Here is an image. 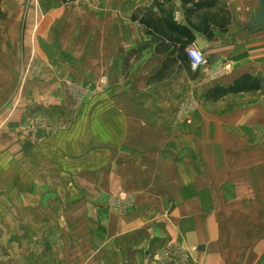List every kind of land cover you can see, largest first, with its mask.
Wrapping results in <instances>:
<instances>
[{"label": "rangeland", "instance_id": "1", "mask_svg": "<svg viewBox=\"0 0 264 264\" xmlns=\"http://www.w3.org/2000/svg\"><path fill=\"white\" fill-rule=\"evenodd\" d=\"M222 6L233 63L213 82L242 75L230 88L202 86L208 68L187 84L180 63L151 75L145 48L96 49L86 0H0V197L30 193L19 210L0 199V264L264 262V68L242 66L251 20L227 48ZM23 221L29 240L7 237ZM206 226L222 251L196 243Z\"/></svg>", "mask_w": 264, "mask_h": 264}, {"label": "crops", "instance_id": "2", "mask_svg": "<svg viewBox=\"0 0 264 264\" xmlns=\"http://www.w3.org/2000/svg\"><path fill=\"white\" fill-rule=\"evenodd\" d=\"M87 1V13L90 21V26L92 27L93 39L97 40L96 49H100L101 47L106 50V43L109 39V43L111 42L114 46H111V50H125L133 51L138 49L145 48L146 51L151 52V60L150 66L152 68L151 75L157 74H166L169 73L165 68H170L172 66H180L183 68V74L187 75V84H190L191 73H194L190 68V62L188 58L184 60H176L174 62L166 60L162 52H172L174 50H185V57H187V50L190 47H196L207 55L208 58V71L204 73V79L202 80V86L205 85L208 88H217V87H231L236 83L240 77L242 76H234L227 78L226 82L222 80L214 81L215 76L219 74L220 68H222L223 64L233 63V59L231 53L228 52L227 55L223 52L221 53L222 44L218 47V43L223 42V33L220 31L223 26L221 24H217V15L219 13V9H222V5L226 3L227 9L230 14V18L234 19L231 25L228 23L224 28H226V39L228 38L227 48L231 45L230 35L237 32H244L247 30L249 20H253L259 12L260 0H86ZM206 1L214 2L215 4L211 8H207L204 3ZM203 5V6H202ZM202 6V7H201ZM242 11L239 16V12ZM211 13V17L208 15ZM215 16V17H214ZM223 16L219 17V20L222 19ZM228 19L229 16H227ZM149 24H146V22ZM239 29V30H236ZM183 32L185 35H180ZM219 33L220 37L217 42L216 37H210L209 34ZM108 36H110L108 38ZM102 38V39H101ZM102 40V41H101ZM249 44L245 45L246 54L242 56L245 60H241L245 63L242 66L248 68L249 74H257L260 70L264 68V30L257 31L253 33L252 39L249 40ZM116 43V44H115ZM95 48V41H94ZM226 48V49H227ZM251 48V49H249ZM250 50L256 52V54H251ZM101 51V49H100ZM102 52H105L102 50ZM170 54V53H168ZM246 57V58H245ZM107 56L103 53V59H106ZM241 62V63H242ZM231 65V64H230ZM202 71V72H203ZM200 72V71H199ZM198 73V72H197ZM216 75H214V74ZM243 75L247 72H242ZM247 73V74H248ZM212 75L211 81H209ZM207 76V77H206ZM204 95L207 94V91H204ZM2 190H0L1 192ZM4 198L0 197L2 200H6L8 202L6 206H2L8 211L19 210V201L20 199L25 202L29 201L30 193L29 190L27 193L21 197L17 198V195L14 193L4 194L1 193ZM16 199V200H15ZM27 199V200H26ZM2 204H4L2 202ZM6 204V203H5ZM27 207L28 204H27ZM204 222V221H203ZM191 224V222H188ZM5 232H7V237L17 236L18 238L26 237L29 240L32 231L30 229V222L23 221L20 225L15 226V229H12L11 225L7 224ZM42 226H45L44 224ZM38 236L40 234L41 224H38ZM207 226L200 230H190L194 233L196 240L201 247H203L202 251H205L207 247H211V251H218L221 248V245L218 243H211L209 239H207V235L205 234ZM200 237H199V235ZM202 234V235H201ZM203 238L205 239H202ZM16 238V237H15ZM124 241L129 240L127 234L123 237ZM202 240H201V239ZM12 242L14 241L12 238L10 239ZM135 242L128 241L131 244L129 249H132L130 252H140V250L144 245L148 244V241H142L137 238L134 240ZM209 241V242H208ZM215 242V241H214ZM212 244V245H211ZM123 243L119 245V249L122 255L121 246ZM10 247H13L10 245ZM258 246L256 248L257 251H262L264 248ZM251 250H255L254 245H250ZM223 248L220 250L222 251ZM112 250L117 252V245L109 243L106 251L103 252V256L109 258ZM11 252V254H10ZM8 252V256L6 259L8 260L6 264H15V250ZM116 254V253H115ZM120 254V253H119ZM140 254V253H137ZM20 256V255H18ZM139 256V255H138ZM199 261L204 263L205 259L208 257L203 256L201 254L199 256ZM129 260L126 256L123 259H120V262ZM139 264H142L143 260L137 259ZM144 264H149V261L146 260ZM264 264V262L262 263Z\"/></svg>", "mask_w": 264, "mask_h": 264}, {"label": "built area", "instance_id": "3", "mask_svg": "<svg viewBox=\"0 0 264 264\" xmlns=\"http://www.w3.org/2000/svg\"><path fill=\"white\" fill-rule=\"evenodd\" d=\"M193 53H195L196 55L194 56ZM187 58L190 62V68L194 73L205 69L209 64L205 52L196 47H190L187 50Z\"/></svg>", "mask_w": 264, "mask_h": 264}, {"label": "water", "instance_id": "4", "mask_svg": "<svg viewBox=\"0 0 264 264\" xmlns=\"http://www.w3.org/2000/svg\"><path fill=\"white\" fill-rule=\"evenodd\" d=\"M250 28L255 31L264 30V0H260L258 15L251 21Z\"/></svg>", "mask_w": 264, "mask_h": 264}, {"label": "trees", "instance_id": "5", "mask_svg": "<svg viewBox=\"0 0 264 264\" xmlns=\"http://www.w3.org/2000/svg\"><path fill=\"white\" fill-rule=\"evenodd\" d=\"M206 2H207V3H204V5H206L207 8H211V7L215 4L213 1H212V2H210V1H206ZM202 6H203V5H202ZM202 6H201V7H202ZM146 24H149V22L147 21ZM180 35H185V33L181 32ZM238 83H240V82H238ZM240 84H241V83H240ZM244 91H248V89H246V88L241 89L240 92H244Z\"/></svg>", "mask_w": 264, "mask_h": 264}, {"label": "clouds", "instance_id": "6", "mask_svg": "<svg viewBox=\"0 0 264 264\" xmlns=\"http://www.w3.org/2000/svg\"><path fill=\"white\" fill-rule=\"evenodd\" d=\"M193 55L195 56L196 54H195V53H193Z\"/></svg>", "mask_w": 264, "mask_h": 264}]
</instances>
